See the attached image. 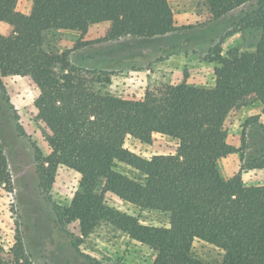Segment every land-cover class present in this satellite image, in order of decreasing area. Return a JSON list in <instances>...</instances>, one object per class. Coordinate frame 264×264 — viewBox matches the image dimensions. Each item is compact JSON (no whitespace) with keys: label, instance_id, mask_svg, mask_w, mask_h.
Instances as JSON below:
<instances>
[{"label":"trees","instance_id":"1","mask_svg":"<svg viewBox=\"0 0 264 264\" xmlns=\"http://www.w3.org/2000/svg\"><path fill=\"white\" fill-rule=\"evenodd\" d=\"M17 1L0 0V96L7 76L28 77L38 90L35 119L50 150L43 156L33 145L41 189L51 187L59 166L79 175L70 204L55 206L58 221H76L83 235L110 226L147 246L150 264H212L193 253L197 241L221 253L215 264H264V183L244 186L240 172L224 180L216 165L237 151L226 142L229 114L255 102L264 112V0H204L212 20L248 5L234 26L258 33L252 51L221 54L216 47L212 87L152 85L133 99L98 93L100 73L72 63L70 54L89 44L81 40L97 26L105 41L178 31L168 0H33L28 14L16 10ZM49 31L80 40L52 52L43 43ZM155 134L176 140L175 153L145 159L124 147L127 136L150 144ZM250 168L264 169V160ZM10 184L0 143V186ZM108 196L165 214L167 226L140 223L109 205ZM0 264H33L18 233L7 251L0 245Z\"/></svg>","mask_w":264,"mask_h":264},{"label":"rangeland","instance_id":"2","mask_svg":"<svg viewBox=\"0 0 264 264\" xmlns=\"http://www.w3.org/2000/svg\"><path fill=\"white\" fill-rule=\"evenodd\" d=\"M33 0H18L16 10L28 14ZM179 30L152 39L124 37L103 40L104 26L93 28L84 38L89 44L71 52L72 63L96 69L94 88L100 94L122 99L140 98L152 85H177L186 81L196 87H212L211 61L214 50L221 54L238 48L252 51L258 33L236 29L234 23L249 6L238 8L218 20L210 18L204 0H168ZM6 26L0 23V32ZM232 32L231 35H228ZM80 40L76 33L49 31L44 35V47L52 52L71 50ZM5 95L0 96V143L8 162L9 186H0V245L7 251L20 235L27 256L33 264H150L152 251L129 239L124 233L107 225H99L89 234L80 233L79 224L59 222L55 206L67 207L79 189V175L59 166L51 187L39 186L35 166V145L47 156L50 152L42 138L43 126L36 121L34 100L38 90L28 77L1 78ZM6 99L8 102H6ZM23 133H19L17 126ZM224 129L226 142L237 151L217 162L224 180L238 172L244 186L264 183V169H251L264 160V112L259 103L232 111ZM243 141V142H242ZM124 147L149 159L156 155L174 154L177 141L155 134L150 144L130 136ZM116 169L138 178L135 171L124 165ZM107 202L117 210L134 216L149 226H167V216L140 209L108 196ZM193 253L205 262L215 264L221 253L211 245L194 242Z\"/></svg>","mask_w":264,"mask_h":264}]
</instances>
